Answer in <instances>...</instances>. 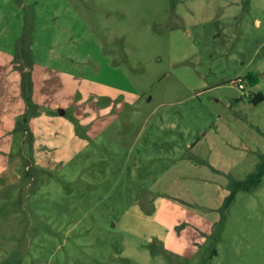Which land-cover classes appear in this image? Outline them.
I'll list each match as a JSON object with an SVG mask.
<instances>
[{"label": "rangeland", "instance_id": "obj_1", "mask_svg": "<svg viewBox=\"0 0 264 264\" xmlns=\"http://www.w3.org/2000/svg\"><path fill=\"white\" fill-rule=\"evenodd\" d=\"M260 91L264 0H0V264H264Z\"/></svg>", "mask_w": 264, "mask_h": 264}, {"label": "trees", "instance_id": "obj_2", "mask_svg": "<svg viewBox=\"0 0 264 264\" xmlns=\"http://www.w3.org/2000/svg\"><path fill=\"white\" fill-rule=\"evenodd\" d=\"M247 3L250 2V0H246ZM258 75L256 73H249L246 78H240L239 82H243V79L248 80V82H250L251 84L256 83V81L258 80ZM252 95H250L251 97ZM264 98V94L260 92L256 93L254 96L251 97V101L252 102H261ZM25 99L26 102L29 106L34 107L35 109L38 108V103H34L32 101L31 96H29L27 93H25ZM27 132V129H26ZM264 175V159L261 161L260 164H258V166L256 167V170L252 171L250 174H248V176L244 179V180H236L235 181V186L232 190V193L230 195V197L228 198L231 199L235 193L236 190L240 189V190H251L253 188L259 187L261 185L262 182V177Z\"/></svg>", "mask_w": 264, "mask_h": 264}, {"label": "built area", "instance_id": "obj_3", "mask_svg": "<svg viewBox=\"0 0 264 264\" xmlns=\"http://www.w3.org/2000/svg\"><path fill=\"white\" fill-rule=\"evenodd\" d=\"M238 85L242 90H245V85L243 82H240Z\"/></svg>", "mask_w": 264, "mask_h": 264}, {"label": "water", "instance_id": "obj_4", "mask_svg": "<svg viewBox=\"0 0 264 264\" xmlns=\"http://www.w3.org/2000/svg\"><path fill=\"white\" fill-rule=\"evenodd\" d=\"M64 110H65L64 108H60V109H58V113L63 114Z\"/></svg>", "mask_w": 264, "mask_h": 264}, {"label": "crops", "instance_id": "obj_5", "mask_svg": "<svg viewBox=\"0 0 264 264\" xmlns=\"http://www.w3.org/2000/svg\"><path fill=\"white\" fill-rule=\"evenodd\" d=\"M251 1V0H250Z\"/></svg>", "mask_w": 264, "mask_h": 264}]
</instances>
